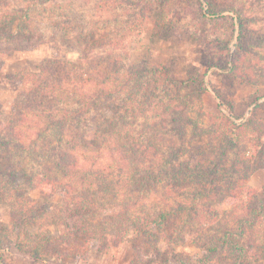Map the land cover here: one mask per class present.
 <instances>
[{
	"label": "trees",
	"instance_id": "trees-1",
	"mask_svg": "<svg viewBox=\"0 0 264 264\" xmlns=\"http://www.w3.org/2000/svg\"><path fill=\"white\" fill-rule=\"evenodd\" d=\"M90 1L0 0V43L33 44L43 35L34 14L58 12L51 22L79 54L72 60L58 46L36 68H23L13 76L22 89L8 118L0 106V202L11 207L15 248L28 247L39 262L80 256L93 241L105 251L133 235L137 264L145 262L144 250L159 259L163 243L187 241L200 252H171L180 264H264V191L250 184L252 173L264 169V149L259 157L241 152L247 128L257 132L256 146H264L256 114L263 104L238 123L216 93L219 113L203 129L204 113L194 108L202 88L175 78L169 64L126 63L109 49H121L123 34L112 37L111 22L124 32L129 27L120 15L138 26L155 16L156 25L166 26L163 14L174 0H128L114 18L108 9L116 0H99L88 12ZM207 1L210 12L223 10ZM228 1L239 19L238 54L230 68L223 58L214 64L237 75L241 54L254 42L252 0ZM32 189L60 198L56 235L29 229L43 215L26 196Z\"/></svg>",
	"mask_w": 264,
	"mask_h": 264
},
{
	"label": "rangeland",
	"instance_id": "rangeland-1",
	"mask_svg": "<svg viewBox=\"0 0 264 264\" xmlns=\"http://www.w3.org/2000/svg\"><path fill=\"white\" fill-rule=\"evenodd\" d=\"M57 1L64 3V0ZM97 1L99 0H91V6L87 7L86 11H94L93 7ZM116 1L118 3L114 4L113 9H108L111 13L110 17L113 15V18L117 7H121L119 11H125L129 7L128 0ZM209 1L223 10L217 13L210 12L212 8H209L207 0L171 1L170 12L166 11L163 14L169 23L162 27L155 24L153 19L155 16L144 20V23L138 26L139 21L134 17L131 20L120 15L122 20L123 18L127 20L129 27L124 32L120 23L111 22L110 31L113 29L116 31L112 37L115 38L119 33L123 34L121 49H114L112 46L108 48L112 51L116 50L113 52L116 55L121 54L126 63L144 59V63L150 67L169 64L175 78L186 80L187 86L188 84L190 87L198 85V89L202 88L200 101L194 108L204 113L201 120L203 129L214 121H211V115L219 113L218 94L231 105L233 112L237 115V118L233 119L238 123H245L254 106L258 103L263 104L256 110V114L262 124L259 130L263 133L262 141H264V96L258 99L264 95V39H259L264 35V0H252L249 3L247 13L251 17L249 25L252 29H250L249 39L254 42L250 43L252 46L247 54H241L243 57L239 62L240 68L237 75L229 68L232 66L233 58L238 54L239 19L234 11L228 10L227 7L230 6L228 0ZM59 6L55 8L60 10ZM203 11L206 12L205 15ZM57 14L58 12L53 15L49 11L34 14L43 35L33 44L25 43L16 49L13 44L0 43V56L3 60L0 68V106L4 118H8L20 97L22 85L13 78L20 70L26 67L36 68L45 59L51 57L58 46L62 49L60 51L70 59H78L79 54L65 46L63 42L65 34L51 22L53 19H59ZM108 37H111V32ZM220 58L229 61V68H223L225 63L218 66L214 64ZM188 128L191 135L192 126ZM246 130L247 132L241 138V152L250 157L256 155L259 149V154H262L264 146L258 148L253 140L257 132L252 131V128ZM203 135L205 137L203 140L207 141L205 132ZM258 170L257 174H255L256 170L252 173L256 185L250 184L263 192L264 172L262 169ZM26 196L37 200V204L43 210V215L37 216L36 221L29 225L31 231L38 232L45 227L53 231L55 235L62 231L53 221L60 198L50 197L37 189L27 190ZM10 212L11 207L0 202V238L3 241L0 264H137L134 257L136 240L133 239V235L119 246L112 245L105 251H99L97 243L93 241L88 250L80 256L60 259L49 255L46 261L36 262L31 257L28 247L20 250L15 248L14 227L10 224ZM41 223L43 228L40 226ZM161 248L162 251L164 250V256L159 259H156L152 249L144 250L142 258L145 262L141 264H180L173 258L171 252L189 253L191 256L200 252L190 241L172 244L171 248L163 243Z\"/></svg>",
	"mask_w": 264,
	"mask_h": 264
},
{
	"label": "crops",
	"instance_id": "crops-1",
	"mask_svg": "<svg viewBox=\"0 0 264 264\" xmlns=\"http://www.w3.org/2000/svg\"><path fill=\"white\" fill-rule=\"evenodd\" d=\"M262 170L264 172V169H262ZM262 170H260V171H262ZM257 171H259V170H256V173L255 174H257ZM250 183L253 184V185H256L255 182H254V177L253 176L250 179Z\"/></svg>",
	"mask_w": 264,
	"mask_h": 264
}]
</instances>
